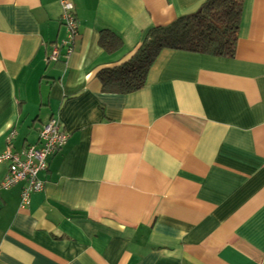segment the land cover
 Listing matches in <instances>:
<instances>
[{"label":"crops","instance_id":"0c3cea01","mask_svg":"<svg viewBox=\"0 0 264 264\" xmlns=\"http://www.w3.org/2000/svg\"><path fill=\"white\" fill-rule=\"evenodd\" d=\"M206 1L68 0L65 56L60 0H0V154L52 121L68 136L26 209L0 165V264H264V0H245L233 59L165 51L129 96L98 80Z\"/></svg>","mask_w":264,"mask_h":264},{"label":"trees","instance_id":"16d2710c","mask_svg":"<svg viewBox=\"0 0 264 264\" xmlns=\"http://www.w3.org/2000/svg\"><path fill=\"white\" fill-rule=\"evenodd\" d=\"M244 3L245 0H208L196 13L179 18L168 27L152 30L128 63L99 73L102 93L129 96L141 92L151 68L165 51L233 59ZM99 46L106 55L112 56L123 49V42L112 32L104 31L100 34ZM39 146L40 135L39 143L33 147Z\"/></svg>","mask_w":264,"mask_h":264},{"label":"built area","instance_id":"2783aa9c","mask_svg":"<svg viewBox=\"0 0 264 264\" xmlns=\"http://www.w3.org/2000/svg\"><path fill=\"white\" fill-rule=\"evenodd\" d=\"M62 7V25L67 30V39L63 43L65 56L72 53V43L77 35L78 27L74 16V8L68 0H60ZM61 51L55 47L51 51V60L58 62ZM68 136L61 133L57 122L52 121L40 134V146L30 147L21 155L14 154L8 149L0 154V165L8 164L9 173L2 184V190L10 189L26 183L21 196V208L26 209L30 205L32 194H40L44 191V184L38 176L47 171L48 160L66 146Z\"/></svg>","mask_w":264,"mask_h":264}]
</instances>
